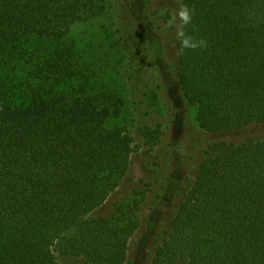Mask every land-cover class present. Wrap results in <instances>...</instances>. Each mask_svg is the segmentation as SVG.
<instances>
[{"label": "trees", "instance_id": "obj_1", "mask_svg": "<svg viewBox=\"0 0 264 264\" xmlns=\"http://www.w3.org/2000/svg\"><path fill=\"white\" fill-rule=\"evenodd\" d=\"M183 2L194 9L187 31L207 40L183 55L175 42L177 84L199 127L264 124V0ZM105 10L106 0H0V264L127 261L132 207L90 213L128 172L133 140L108 126L121 97L88 85L72 36ZM150 130L141 134L154 145ZM151 264H264V139L206 146Z\"/></svg>", "mask_w": 264, "mask_h": 264}, {"label": "rangeland", "instance_id": "obj_2", "mask_svg": "<svg viewBox=\"0 0 264 264\" xmlns=\"http://www.w3.org/2000/svg\"><path fill=\"white\" fill-rule=\"evenodd\" d=\"M176 6L177 0H106L100 16L72 30L87 64L88 85H94V92L121 97L122 112L108 126H121L133 140L128 172L106 202L90 213L108 217L117 208L132 207L138 223L125 264H151L209 143L264 139V124L223 134L199 127L196 108L177 84L175 31L164 29L167 13ZM144 126L153 135L159 132L154 145L141 134ZM58 261L70 263L60 257Z\"/></svg>", "mask_w": 264, "mask_h": 264}, {"label": "clouds", "instance_id": "obj_3", "mask_svg": "<svg viewBox=\"0 0 264 264\" xmlns=\"http://www.w3.org/2000/svg\"><path fill=\"white\" fill-rule=\"evenodd\" d=\"M166 10H161L160 15H164ZM194 9L177 0V6L167 13L168 19L164 22V29L175 31V39L179 41L177 55H183L186 50H197L207 47V40L196 38L187 31V26L192 23ZM175 47V45H173Z\"/></svg>", "mask_w": 264, "mask_h": 264}]
</instances>
